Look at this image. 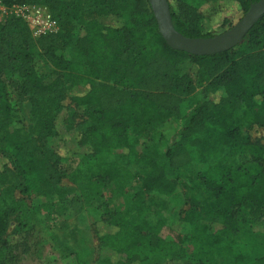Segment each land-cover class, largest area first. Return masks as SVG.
<instances>
[{
  "label": "trees",
  "instance_id": "trees-1",
  "mask_svg": "<svg viewBox=\"0 0 264 264\" xmlns=\"http://www.w3.org/2000/svg\"><path fill=\"white\" fill-rule=\"evenodd\" d=\"M167 1L177 33L208 38L230 29L235 18L240 20L259 0H203L198 9L226 6L236 13L235 18L224 16L207 34L186 24L171 0ZM0 2L7 7L46 6L58 25L57 32L35 39L21 19L9 17L0 23V159L5 161L0 176L10 181L8 189L25 197L45 196L51 189L64 196L58 186L65 174L61 164L67 160L77 161L80 173H88L96 187L105 188L131 176L122 164L109 158L133 154L146 167L138 175L142 193L170 196L178 183L188 188L190 206L183 221L193 225L186 248L195 258L224 260L222 264H264V254L246 262L228 239L229 232L237 231L235 206L246 201L250 212L257 214L264 205V148L242 136L240 121L243 117L246 123L264 127V48L245 51L244 45H237L214 55L173 50L158 33L148 0H90L87 8L81 0ZM71 26L80 33L74 41L77 60L63 58ZM260 40H264V14L243 39L253 47ZM35 51L43 62L73 78L71 100L92 124L81 134L79 145L84 150L80 153L67 156L58 147L45 149L36 138L16 140L7 135L6 130L12 129L7 87L18 89L15 75L24 77L23 87L30 88L35 97H30L34 120L30 133L54 135V99L46 98L64 90L30 86L36 78L32 71ZM185 59L189 65L183 70L179 64ZM199 86L204 87L202 97L182 115L180 96L193 94ZM171 118H183V123L177 139L160 157L166 160L174 180L167 177L155 155L133 152L128 137V131L156 127ZM228 158L236 165L226 164ZM192 163L199 166L195 185L185 183L180 175ZM194 190L201 191V201ZM146 210L141 207L135 213L111 212L105 219L100 217L104 230L98 233L102 252L97 264H143L154 255L168 257L175 251L178 243L162 238L161 221L150 222ZM213 218L221 223L217 229L200 224ZM6 219V213L0 211V259L6 255L1 239Z\"/></svg>",
  "mask_w": 264,
  "mask_h": 264
},
{
  "label": "rangeland",
  "instance_id": "rangeland-1",
  "mask_svg": "<svg viewBox=\"0 0 264 264\" xmlns=\"http://www.w3.org/2000/svg\"><path fill=\"white\" fill-rule=\"evenodd\" d=\"M81 1L84 8L89 7L90 0ZM202 1L171 0V4L186 24L196 27L202 34L214 30L224 16H236L232 7L198 9ZM128 7L129 5L125 7L126 10ZM234 22H237L236 18ZM69 31L70 38L63 58L77 60L74 41L80 33L74 26H71ZM239 45H244L245 51H251L264 48V40H260L259 45L254 47L243 40ZM37 52L33 55L32 69L36 78L30 86L52 91L64 90L46 98L47 101L54 99V135L42 137L30 133L34 123L30 97H35L28 90L30 88L23 87L24 77L17 75L13 80L18 89L11 85L7 87L12 115V129L6 130L7 135L16 140L36 138L37 143L45 149L58 147L60 151H65L67 156L80 153L84 150L79 145L81 134L92 124L76 110L71 100V95L75 94L70 92L73 78L65 70L43 62ZM188 65V60L185 59L179 67L184 70ZM203 92L204 87L199 86L193 94L180 96L182 115L202 97ZM240 121L242 136L247 137L253 146L264 148V127L246 123L243 117H240ZM182 123L183 118H171L156 127L128 131L133 152L155 155L156 162L164 167L170 180L175 177L167 167L166 160L160 155L177 139L176 134ZM109 159L122 164L131 172V176L125 180H115L105 188L96 187L88 173H80L77 170V161L70 163L67 160L61 164L65 174L58 186L63 189L64 196L51 189L45 196L25 197L16 190L8 189L10 181L0 176V211L7 215L5 232L1 236L6 245V255L0 259V264H97L102 252L99 248L98 233L104 230L101 219H105L111 212L135 213L141 207L147 209L146 218L150 222L161 221L160 235L164 240L178 243V247L170 256L154 255L143 264H222L224 260L202 262L193 256L191 249L186 248L193 225L183 221L184 212L190 206V193L183 183H178L170 196L145 194L140 190L138 179V175L146 170L142 160H137L133 154L113 155ZM236 161H240L239 157ZM4 164L5 161L0 159V174ZM226 164L234 166L236 162L228 158ZM198 168L197 164L192 163L183 169L181 180L195 185V173ZM193 194L197 200L203 199L200 190H194ZM155 210L157 214L153 213ZM234 217L237 231L229 232L228 239L244 255L246 262L259 258L264 254V205L257 214H252L249 203L243 201L235 206ZM200 224L208 225L214 230L221 223L213 218L202 220Z\"/></svg>",
  "mask_w": 264,
  "mask_h": 264
},
{
  "label": "water",
  "instance_id": "water-1",
  "mask_svg": "<svg viewBox=\"0 0 264 264\" xmlns=\"http://www.w3.org/2000/svg\"><path fill=\"white\" fill-rule=\"evenodd\" d=\"M157 31L171 49L195 55H214L239 45L252 26L264 14V0L249 6L243 17L230 29L208 38H188L177 33L172 25L167 0H148Z\"/></svg>",
  "mask_w": 264,
  "mask_h": 264
},
{
  "label": "built area",
  "instance_id": "built-area-1",
  "mask_svg": "<svg viewBox=\"0 0 264 264\" xmlns=\"http://www.w3.org/2000/svg\"><path fill=\"white\" fill-rule=\"evenodd\" d=\"M9 17L21 19L28 26L32 38L35 39L58 30L56 20L43 5L27 4L7 7L0 2V23Z\"/></svg>",
  "mask_w": 264,
  "mask_h": 264
}]
</instances>
